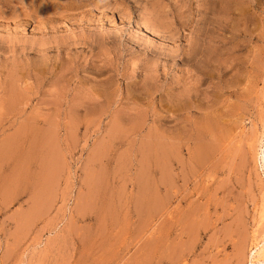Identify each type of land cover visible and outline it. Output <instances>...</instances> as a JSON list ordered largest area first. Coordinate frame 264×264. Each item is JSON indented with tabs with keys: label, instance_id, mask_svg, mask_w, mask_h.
Returning a JSON list of instances; mask_svg holds the SVG:
<instances>
[{
	"label": "rangeland",
	"instance_id": "obj_1",
	"mask_svg": "<svg viewBox=\"0 0 264 264\" xmlns=\"http://www.w3.org/2000/svg\"><path fill=\"white\" fill-rule=\"evenodd\" d=\"M263 152L264 0H0V264H264Z\"/></svg>",
	"mask_w": 264,
	"mask_h": 264
},
{
	"label": "bare ground",
	"instance_id": "obj_2",
	"mask_svg": "<svg viewBox=\"0 0 264 264\" xmlns=\"http://www.w3.org/2000/svg\"><path fill=\"white\" fill-rule=\"evenodd\" d=\"M186 59V58H185ZM189 59V58H188ZM187 59V60H188ZM189 61V60H188ZM187 98V97H186ZM186 102V101H185ZM215 123V122H214ZM217 126V125H216ZM207 127V126H206ZM211 128V127H210ZM215 129H216V127H215ZM163 149H164V147H163ZM162 149V150H163ZM168 149V148H167ZM170 149V148H169ZM167 154V153H166ZM168 156V155H167ZM261 158H262V160H263V162H262V165L264 166V152L263 153H261ZM168 159V158H167ZM171 170V169H170ZM168 174H170V173H168ZM257 250H258V253H256V254H258L257 255V257L258 256H261V258L264 256V243L262 244V245H260V247H257ZM257 252V251H256ZM241 254V253H240ZM242 258H243V256H242ZM257 260L258 261H260V259H258L257 258ZM261 262H263V260L261 261ZM240 263V262H239ZM242 264H244L243 262H242Z\"/></svg>",
	"mask_w": 264,
	"mask_h": 264
}]
</instances>
